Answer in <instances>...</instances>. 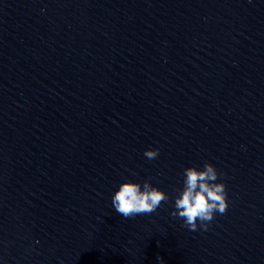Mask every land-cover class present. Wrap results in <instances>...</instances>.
Returning a JSON list of instances; mask_svg holds the SVG:
<instances>
[{"label": "water", "instance_id": "water-1", "mask_svg": "<svg viewBox=\"0 0 264 264\" xmlns=\"http://www.w3.org/2000/svg\"><path fill=\"white\" fill-rule=\"evenodd\" d=\"M205 162L228 209L191 231L170 213ZM145 180L169 200L124 218L114 192ZM261 231L264 0L0 1V264H109Z\"/></svg>", "mask_w": 264, "mask_h": 264}, {"label": "clouds", "instance_id": "clouds-1", "mask_svg": "<svg viewBox=\"0 0 264 264\" xmlns=\"http://www.w3.org/2000/svg\"><path fill=\"white\" fill-rule=\"evenodd\" d=\"M144 156L154 160L159 156V149H147ZM183 175V188L175 197V210L170 214L183 219L184 225L191 231H207L215 214L223 215L228 209L226 185L217 182L223 174L213 164L205 162L203 170L195 166L187 167ZM169 198L166 192L154 187L149 180L142 185L126 181L114 192L111 202L116 212L127 219L151 214Z\"/></svg>", "mask_w": 264, "mask_h": 264}]
</instances>
